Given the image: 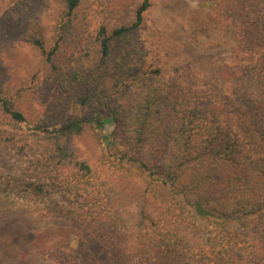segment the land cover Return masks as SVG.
<instances>
[{"label": "trees", "instance_id": "1", "mask_svg": "<svg viewBox=\"0 0 264 264\" xmlns=\"http://www.w3.org/2000/svg\"><path fill=\"white\" fill-rule=\"evenodd\" d=\"M198 2L205 26L231 33L225 98L256 142H242L196 83L143 70L133 35L149 0L135 4L128 23L93 32L76 21L81 0H0V25L36 59L31 81L42 68L78 108L75 117H42L19 93H0V122L8 126L0 144L23 163L0 173V194L36 201L93 233L110 264H264V0ZM27 116L33 129L15 132ZM101 143L121 145L120 157L100 152ZM70 234L42 231L34 244L57 264H104L84 239L73 250Z\"/></svg>", "mask_w": 264, "mask_h": 264}, {"label": "rangeland", "instance_id": "2", "mask_svg": "<svg viewBox=\"0 0 264 264\" xmlns=\"http://www.w3.org/2000/svg\"><path fill=\"white\" fill-rule=\"evenodd\" d=\"M141 1L143 0H81L76 21H83L84 25L79 24L83 27L86 25L88 32H93L103 23H128L134 16L135 4ZM149 1L151 7L144 13L142 23L133 35L137 52L144 54L143 70L158 71L165 79L179 74L184 80L196 83L209 94L208 101L211 105H218L222 117L228 116L231 119L232 129L238 133L242 142H256L257 137L243 113L231 111L229 100L225 98L227 83L224 68L232 61L231 33H222L216 28L205 26L203 21L207 19V9H203L198 0ZM74 45L70 44L69 51L78 53L80 47ZM35 65L36 59L27 43L19 42L0 25L1 95L7 97L10 94V98L14 99L19 93L25 100L24 107L28 103L32 104L33 109L42 117L51 115L56 118L61 111L65 113V117H75L78 108L73 100L70 101L61 94L57 81L42 77V68L38 69L40 73L31 81L29 73L35 71ZM14 77L17 78V83L14 82ZM29 87H33L32 97ZM8 90L11 92L8 93ZM223 105H226L225 108ZM32 120L31 116H27L28 123H22L15 132L30 133L34 123ZM3 125L0 122V129L8 128ZM98 150L114 159L120 157L118 153L123 148L121 145L101 143ZM123 162L130 168L135 167L130 162ZM22 166L20 160L5 153L0 144V173L14 174ZM178 197H182L186 210L194 213L192 207L187 205V199L192 201V198L182 194ZM195 220L208 227L214 226L212 222L215 221L208 217H196ZM63 228L71 231L70 247L73 250L80 252L78 239H84L100 262L111 263L93 233L81 232L66 219L47 215L42 210V205L36 201L13 194H0V264H57L49 257L42 256L34 241L42 231L56 232Z\"/></svg>", "mask_w": 264, "mask_h": 264}]
</instances>
